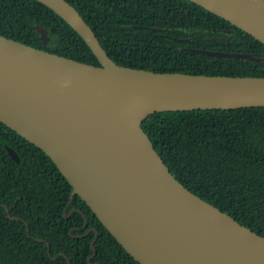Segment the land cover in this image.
<instances>
[{
	"label": "water",
	"instance_id": "obj_1",
	"mask_svg": "<svg viewBox=\"0 0 264 264\" xmlns=\"http://www.w3.org/2000/svg\"><path fill=\"white\" fill-rule=\"evenodd\" d=\"M40 1L74 28L99 65L0 34V122L50 157L72 187L67 204L78 195L140 264H264V237L185 187L141 126L158 111L264 106V76L119 65L67 0ZM190 1L264 44V0ZM36 29L46 43V29ZM193 50L259 60L248 53ZM74 210L86 228L87 217ZM90 246L88 260L95 254L93 241Z\"/></svg>",
	"mask_w": 264,
	"mask_h": 264
},
{
	"label": "trees",
	"instance_id": "obj_2",
	"mask_svg": "<svg viewBox=\"0 0 264 264\" xmlns=\"http://www.w3.org/2000/svg\"><path fill=\"white\" fill-rule=\"evenodd\" d=\"M67 1L119 65L264 76V44L190 0ZM36 26L46 29V43ZM0 34L99 65L84 39L40 0H0ZM193 49L248 53L259 60ZM141 126L185 187L264 237V106L158 111ZM71 189L45 152L0 122V264H140L78 195L67 205ZM73 207L87 217L86 228L78 211L66 217ZM91 241L95 254L88 260Z\"/></svg>",
	"mask_w": 264,
	"mask_h": 264
},
{
	"label": "flooded vegetation",
	"instance_id": "obj_3",
	"mask_svg": "<svg viewBox=\"0 0 264 264\" xmlns=\"http://www.w3.org/2000/svg\"><path fill=\"white\" fill-rule=\"evenodd\" d=\"M73 197H74V196H73ZM72 200H73V198H72ZM72 200L70 201V203L72 202ZM70 203H69V205H70ZM67 205H68V204H67ZM74 209H76V208L73 207L72 209L69 210V212H68V216H69L73 211H75ZM64 211H65V210H64ZM68 216H67V217H68ZM89 229H90V228H89ZM90 230H91V229H90ZM85 235H86V234H85ZM85 235H84V234H81L80 237L85 236ZM54 259H55V258H54Z\"/></svg>",
	"mask_w": 264,
	"mask_h": 264
}]
</instances>
